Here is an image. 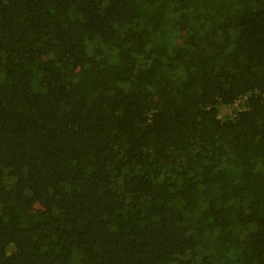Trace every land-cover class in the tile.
Instances as JSON below:
<instances>
[{
	"label": "trees",
	"instance_id": "16d2710c",
	"mask_svg": "<svg viewBox=\"0 0 264 264\" xmlns=\"http://www.w3.org/2000/svg\"><path fill=\"white\" fill-rule=\"evenodd\" d=\"M0 264H264V0H0Z\"/></svg>",
	"mask_w": 264,
	"mask_h": 264
},
{
	"label": "rangeland",
	"instance_id": "374dc122",
	"mask_svg": "<svg viewBox=\"0 0 264 264\" xmlns=\"http://www.w3.org/2000/svg\"><path fill=\"white\" fill-rule=\"evenodd\" d=\"M236 106L234 107H222L221 108V116H234Z\"/></svg>",
	"mask_w": 264,
	"mask_h": 264
},
{
	"label": "built area",
	"instance_id": "2783aa9c",
	"mask_svg": "<svg viewBox=\"0 0 264 264\" xmlns=\"http://www.w3.org/2000/svg\"><path fill=\"white\" fill-rule=\"evenodd\" d=\"M243 102H237L235 105H233V107L234 106H236V109H235V112L236 111H241L242 110V108L240 107V104H242ZM235 115V114H234Z\"/></svg>",
	"mask_w": 264,
	"mask_h": 264
}]
</instances>
